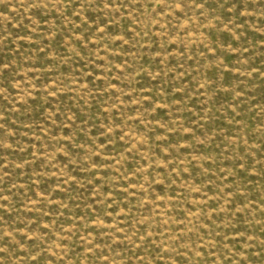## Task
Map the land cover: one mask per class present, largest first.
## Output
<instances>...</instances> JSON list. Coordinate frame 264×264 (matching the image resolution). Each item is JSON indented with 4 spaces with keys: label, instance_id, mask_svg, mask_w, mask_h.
Listing matches in <instances>:
<instances>
[{
    "label": "rangeland",
    "instance_id": "obj_1",
    "mask_svg": "<svg viewBox=\"0 0 264 264\" xmlns=\"http://www.w3.org/2000/svg\"><path fill=\"white\" fill-rule=\"evenodd\" d=\"M0 264H264V0H0Z\"/></svg>",
    "mask_w": 264,
    "mask_h": 264
}]
</instances>
